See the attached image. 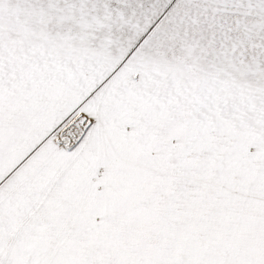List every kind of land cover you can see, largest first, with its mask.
<instances>
[{
    "label": "snow or ice",
    "instance_id": "obj_1",
    "mask_svg": "<svg viewBox=\"0 0 264 264\" xmlns=\"http://www.w3.org/2000/svg\"><path fill=\"white\" fill-rule=\"evenodd\" d=\"M0 264H264V0H0Z\"/></svg>",
    "mask_w": 264,
    "mask_h": 264
}]
</instances>
